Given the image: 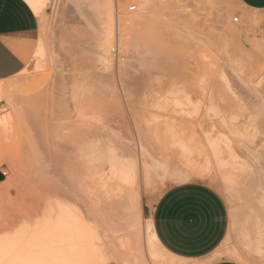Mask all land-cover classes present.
<instances>
[{
    "label": "rangeland",
    "instance_id": "obj_1",
    "mask_svg": "<svg viewBox=\"0 0 264 264\" xmlns=\"http://www.w3.org/2000/svg\"><path fill=\"white\" fill-rule=\"evenodd\" d=\"M37 16L24 70L0 82V264L36 255L24 240L62 209L87 234L84 264H204L149 240L160 195L191 181L228 209L212 260L264 264V13L44 0Z\"/></svg>",
    "mask_w": 264,
    "mask_h": 264
},
{
    "label": "crops",
    "instance_id": "obj_2",
    "mask_svg": "<svg viewBox=\"0 0 264 264\" xmlns=\"http://www.w3.org/2000/svg\"><path fill=\"white\" fill-rule=\"evenodd\" d=\"M246 12L264 13V0H237ZM39 18L25 0H0V82L25 68ZM0 169V183L5 179ZM152 231L169 256L204 264H240L212 260L229 227L228 209L209 185L191 181L174 185L158 198L151 216Z\"/></svg>",
    "mask_w": 264,
    "mask_h": 264
},
{
    "label": "bare ground",
    "instance_id": "obj_3",
    "mask_svg": "<svg viewBox=\"0 0 264 264\" xmlns=\"http://www.w3.org/2000/svg\"><path fill=\"white\" fill-rule=\"evenodd\" d=\"M25 1L32 8L35 14L37 15L43 14L44 0H25ZM57 212L58 213L55 215V218L53 220L52 228L50 229L51 232L41 233L38 236H30L29 238L24 240L25 248L39 249V251L36 253V255H34L31 258L23 257L19 252L16 253L15 257L17 258V260H19L18 264H34L38 262L37 260L41 259L44 256H47L48 258V261H46L45 264H68L67 260L71 257L75 259L74 261L76 264H84L86 260L91 257L90 251L86 250L87 248L86 249L82 248L85 247L86 244L85 241L87 239V234L84 233L82 227L73 218L67 217L63 209ZM149 240H151L152 242L151 244L156 245L158 249L164 251L158 244L156 237L152 231V228H150ZM92 253L95 256L94 251ZM54 258L56 260H53ZM230 258L240 264L246 263L245 258L241 257L238 253L236 254L235 252L230 254ZM91 260L93 259H90V261Z\"/></svg>",
    "mask_w": 264,
    "mask_h": 264
},
{
    "label": "built area",
    "instance_id": "obj_4",
    "mask_svg": "<svg viewBox=\"0 0 264 264\" xmlns=\"http://www.w3.org/2000/svg\"><path fill=\"white\" fill-rule=\"evenodd\" d=\"M133 9H134V8H133ZM234 21H237V19H234ZM2 175H3V177H6L7 172H6V171H3V172H2ZM262 194H264V190L262 191Z\"/></svg>",
    "mask_w": 264,
    "mask_h": 264
}]
</instances>
